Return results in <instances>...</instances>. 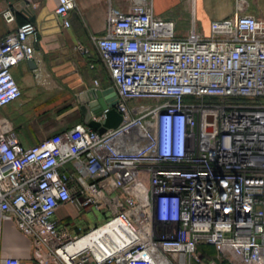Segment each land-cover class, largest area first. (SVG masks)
<instances>
[{
    "label": "built area",
    "instance_id": "2783aa9c",
    "mask_svg": "<svg viewBox=\"0 0 264 264\" xmlns=\"http://www.w3.org/2000/svg\"><path fill=\"white\" fill-rule=\"evenodd\" d=\"M76 7L59 0L61 25ZM3 17L14 22L16 9ZM94 40L119 98L96 119L114 108L122 121L104 133L78 123L25 147L0 120V264H25L1 254L4 221L31 238L32 264H264V18L238 14L212 21L208 35L193 24L180 36L153 0H131L109 10ZM38 42L33 22L0 40V109L22 96L12 68ZM139 99L154 104L129 105ZM79 198L125 229L117 255L68 251L98 229L59 227L57 210Z\"/></svg>",
    "mask_w": 264,
    "mask_h": 264
},
{
    "label": "crops",
    "instance_id": "0c3cea01",
    "mask_svg": "<svg viewBox=\"0 0 264 264\" xmlns=\"http://www.w3.org/2000/svg\"><path fill=\"white\" fill-rule=\"evenodd\" d=\"M130 2L76 0L77 7L69 15L71 24L66 27L60 24L61 20L55 15L59 0H0V40L26 22L35 23L39 29V42L32 63L25 60L12 68L23 94L11 106L0 109V120L6 119L13 125L25 147L84 123L79 94L92 88L104 91L113 87L112 76L100 59L94 39L105 34L109 10H127ZM153 2L155 14L164 18L169 16L170 7L182 5L177 19L192 18L201 34H205L203 25L209 28L212 21L234 18L238 14L264 18V0H168L169 4L164 6L160 4L161 0ZM8 7L16 9V20L11 23L3 17ZM170 19L174 20L173 17ZM78 43L89 48L90 53L83 55L77 51ZM96 80L99 81L98 87ZM104 98L110 102L112 94L108 93ZM29 104L32 105L27 107ZM83 201V198H79L57 210L55 219L59 221L60 228L69 229L73 220L80 218L82 208L89 207L83 206ZM4 222L3 230L6 231L4 235L2 231L1 254L16 256L23 259L25 264H32L31 238L24 235L13 222L6 221V227ZM80 231L76 228L75 235L79 236ZM8 236L15 241H8ZM204 246L206 244L199 245L202 257L206 261L216 260L215 247L211 246L215 250L211 254H204ZM192 264L199 263L194 261Z\"/></svg>",
    "mask_w": 264,
    "mask_h": 264
},
{
    "label": "rangeland",
    "instance_id": "374dc122",
    "mask_svg": "<svg viewBox=\"0 0 264 264\" xmlns=\"http://www.w3.org/2000/svg\"><path fill=\"white\" fill-rule=\"evenodd\" d=\"M160 4L162 6L164 5H168L169 2L168 0H161ZM180 7H182V5H177V7H175V5H173V7H170L169 10V16L167 18H174V20L177 22V31L180 34H187L189 32V30L192 28L194 21L193 19L190 17H184L181 19H177L179 17L180 14H178L180 12ZM173 8V9H171ZM176 16V17H175ZM211 25V24H210ZM203 31L205 33V35H208L210 33V27L208 28L207 26L203 25ZM14 75V74H13ZM15 77V75H14ZM233 102H236L237 99H232ZM13 103L9 104L10 106ZM136 104H154V101L151 99H139V100H133L129 103V105L134 106ZM8 105V106H9ZM32 104H29L27 107L31 106ZM7 105L4 107H8ZM80 218L78 220H73V223L69 225V229H70V233L72 235H75L76 232V228H79L81 231L79 233V236H81L86 230H92L93 228H95L96 226L102 225L103 223H105L109 218H111V213L105 210H97L94 205H90L87 208H82L81 212H80ZM4 227H6V221L4 222ZM8 229V228H7ZM6 229L3 230V235L5 234ZM4 237V241H5V236ZM8 241H12L14 242L15 240L11 237L8 236ZM21 244V243H20ZM22 245V244H21ZM108 264H116L114 261Z\"/></svg>",
    "mask_w": 264,
    "mask_h": 264
},
{
    "label": "water",
    "instance_id": "95a60500",
    "mask_svg": "<svg viewBox=\"0 0 264 264\" xmlns=\"http://www.w3.org/2000/svg\"><path fill=\"white\" fill-rule=\"evenodd\" d=\"M32 20L35 19L33 18ZM29 63H32V61L30 60ZM32 68H35V66ZM108 93L112 94L110 102H107L104 98ZM78 98L82 103V109L84 111V123L97 129L100 133H104L107 128L118 126L122 121L121 114L114 108L106 114V119L103 123L96 119L102 115L105 108L115 106L119 102L118 95L113 87L104 91L98 88H92L79 94ZM93 115L95 116L94 119L92 118Z\"/></svg>",
    "mask_w": 264,
    "mask_h": 264
},
{
    "label": "bare ground",
    "instance_id": "6f19581e",
    "mask_svg": "<svg viewBox=\"0 0 264 264\" xmlns=\"http://www.w3.org/2000/svg\"><path fill=\"white\" fill-rule=\"evenodd\" d=\"M125 229L117 224H106L83 237L77 244L69 247V252L79 249L90 248L94 250L98 257L108 254L117 255L125 245Z\"/></svg>",
    "mask_w": 264,
    "mask_h": 264
},
{
    "label": "trees",
    "instance_id": "16d2710c",
    "mask_svg": "<svg viewBox=\"0 0 264 264\" xmlns=\"http://www.w3.org/2000/svg\"><path fill=\"white\" fill-rule=\"evenodd\" d=\"M108 220H110V219H108ZM108 220L106 222H108ZM106 222L103 223L102 225L96 226L95 228H99V227L103 226L104 224H106ZM90 231L91 230H86L81 236L88 234ZM202 249H203L204 254H211L213 251H215L214 248L211 247L210 245H206V246L202 247Z\"/></svg>",
    "mask_w": 264,
    "mask_h": 264
}]
</instances>
